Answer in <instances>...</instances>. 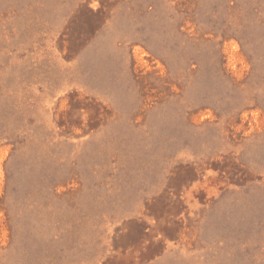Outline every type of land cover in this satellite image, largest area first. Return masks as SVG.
Listing matches in <instances>:
<instances>
[{
	"label": "rangeland",
	"instance_id": "rangeland-1",
	"mask_svg": "<svg viewBox=\"0 0 264 264\" xmlns=\"http://www.w3.org/2000/svg\"><path fill=\"white\" fill-rule=\"evenodd\" d=\"M0 264H264V0H0Z\"/></svg>",
	"mask_w": 264,
	"mask_h": 264
}]
</instances>
